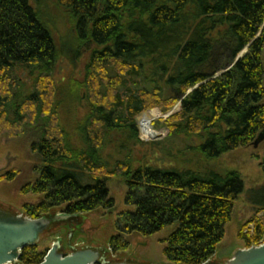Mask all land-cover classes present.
Masks as SVG:
<instances>
[{
	"label": "trees",
	"instance_id": "1",
	"mask_svg": "<svg viewBox=\"0 0 264 264\" xmlns=\"http://www.w3.org/2000/svg\"><path fill=\"white\" fill-rule=\"evenodd\" d=\"M35 5L0 0V92L17 68L31 70L39 84L37 94L23 101L19 88L0 94V110L11 103L19 111L40 97L51 101L47 120L57 119L34 145L44 167L27 192L45 201L29 217L40 219L68 204L64 214L79 219L111 208L108 183L119 179L127 189L125 205L134 211L118 217L114 254L129 248L126 236L149 238L179 225L166 241L167 260L212 261L244 192L240 174L215 173L212 162L253 146L264 129V0H57L76 25L81 50L90 53L81 82L60 86L54 80L60 53L54 29ZM83 102L90 109L86 118L72 120ZM180 102L165 123L167 138L149 144L150 153L156 157L160 150L162 157L139 159L137 148L147 143L140 140L138 117L153 106L166 112ZM142 124L150 125L148 119ZM5 177L12 181L15 175ZM263 235L257 224L254 237H239L250 248ZM44 259L35 246L23 250L20 262Z\"/></svg>",
	"mask_w": 264,
	"mask_h": 264
},
{
	"label": "rangeland",
	"instance_id": "2",
	"mask_svg": "<svg viewBox=\"0 0 264 264\" xmlns=\"http://www.w3.org/2000/svg\"><path fill=\"white\" fill-rule=\"evenodd\" d=\"M32 2L34 5L36 4V7L38 5L42 16L50 22L49 25L54 29L53 33L60 52L54 70L55 82H58L59 86L72 79L81 82L85 75V69L90 62V53L83 48L81 50L74 21L70 19L62 7L57 6V0H32ZM77 51L79 52L76 59L70 60L69 58L75 57ZM30 71L26 68H17V75L13 78L14 84L13 80L3 83L0 94H6V92L13 94L19 88L18 95L21 101L35 96L37 94L35 86L39 84L37 83V76H32ZM20 85L22 87H19ZM56 94L59 97L61 92ZM82 95L85 96L84 91ZM181 103L166 112L153 106L138 117L140 140L147 143V146L137 148L136 155L140 156L139 159L144 156L149 161L154 159L155 155H152L153 152L150 153L149 144L160 143L167 138L169 133L165 123L172 114L181 109ZM159 104L161 107L162 104ZM50 105L51 101L44 103L42 98L38 97L35 101L24 102V106L19 111L11 103L7 105L5 112L0 110V211L2 212L30 218L29 212L35 210L45 201V196H36L27 191L40 180V171L44 167L41 156L36 152L34 145L39 144L43 140L44 134L50 132L57 125L56 117L53 116L51 120H47L50 115ZM42 106L43 110L41 111ZM37 107L38 109L40 107V112L37 111ZM89 111L88 105L83 102L76 107V113L70 118L82 121ZM60 113L61 117L65 115L62 108ZM145 119L149 120L150 125L143 126L142 122ZM153 136L154 138H152ZM161 157L162 153L158 150L155 158ZM263 157L264 143L258 149L253 146L241 148L212 162L215 173L226 175L230 172H237L244 183V192L235 201L232 220L225 227L224 239L218 245L217 253L211 261L213 264H224L238 250L248 248L246 241L239 237L242 232L244 235L254 237L257 224L264 226ZM9 174L15 175L12 181L6 180L5 176ZM108 188L110 190L109 199L114 200L111 208H99L93 212L80 215V219L69 217L68 219L65 218L63 222L56 223L52 230L42 237L37 246L38 252L46 256L53 245L59 241H61L60 244L65 254H70L71 248L110 249L111 240L119 236L117 230L119 215L134 210L125 205L127 189L123 181L119 179L110 181ZM69 206L68 204L51 209L42 217L53 214L65 216L64 213ZM178 227L179 225H174L149 238H144L138 234L126 236L124 239L128 241L129 248L117 254L111 251L108 260L172 264L165 256L166 241ZM263 242L264 235L259 240V243Z\"/></svg>",
	"mask_w": 264,
	"mask_h": 264
},
{
	"label": "water",
	"instance_id": "3",
	"mask_svg": "<svg viewBox=\"0 0 264 264\" xmlns=\"http://www.w3.org/2000/svg\"><path fill=\"white\" fill-rule=\"evenodd\" d=\"M248 50L249 48L242 52L233 63L234 65L229 66L216 78L231 70L248 53ZM263 143L264 129L258 134L253 147L258 149ZM262 170L264 172V157ZM65 218L67 217L48 215L40 219H32L0 211V264H20L23 250L38 246L42 237L51 231L56 223L62 222ZM75 218L77 217L75 216ZM60 242L53 245L41 264H147L133 260L110 261L108 256L111 250L106 248H71L72 252L67 255L62 252ZM224 264H264V244L259 247L238 250Z\"/></svg>",
	"mask_w": 264,
	"mask_h": 264
},
{
	"label": "flooded vegetation",
	"instance_id": "4",
	"mask_svg": "<svg viewBox=\"0 0 264 264\" xmlns=\"http://www.w3.org/2000/svg\"><path fill=\"white\" fill-rule=\"evenodd\" d=\"M60 214H61V213H60ZM53 215H54V216H59V214H53ZM53 215H52V216H53ZM66 215H67V216H66ZM60 216H64V215L61 214ZM65 216H66L67 218H69V217L75 218V216H71V215H68V214H65ZM63 221H64V220H63ZM63 221H62V222H63ZM62 252L64 253L63 250H62Z\"/></svg>",
	"mask_w": 264,
	"mask_h": 264
},
{
	"label": "built area",
	"instance_id": "5",
	"mask_svg": "<svg viewBox=\"0 0 264 264\" xmlns=\"http://www.w3.org/2000/svg\"><path fill=\"white\" fill-rule=\"evenodd\" d=\"M151 128V127H150ZM151 131H152V129H151ZM153 133L155 134V132L153 131ZM146 135V134H145ZM156 135V134H155ZM147 136V135H146ZM264 243V242H263ZM263 243H260V245H262Z\"/></svg>",
	"mask_w": 264,
	"mask_h": 264
},
{
	"label": "bare ground",
	"instance_id": "6",
	"mask_svg": "<svg viewBox=\"0 0 264 264\" xmlns=\"http://www.w3.org/2000/svg\"><path fill=\"white\" fill-rule=\"evenodd\" d=\"M142 130H143V128H142ZM152 132H153V130H152ZM148 136V135H147ZM150 137H151V135H149ZM152 138H154V136L152 137Z\"/></svg>",
	"mask_w": 264,
	"mask_h": 264
}]
</instances>
